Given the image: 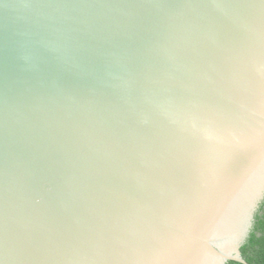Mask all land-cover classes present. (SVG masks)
<instances>
[{"label":"water","instance_id":"1","mask_svg":"<svg viewBox=\"0 0 264 264\" xmlns=\"http://www.w3.org/2000/svg\"><path fill=\"white\" fill-rule=\"evenodd\" d=\"M263 199L264 0H0V264H247Z\"/></svg>","mask_w":264,"mask_h":264},{"label":"trees","instance_id":"2","mask_svg":"<svg viewBox=\"0 0 264 264\" xmlns=\"http://www.w3.org/2000/svg\"><path fill=\"white\" fill-rule=\"evenodd\" d=\"M241 253L247 264H264V199L256 211L253 226L241 247ZM228 264L242 263L230 261Z\"/></svg>","mask_w":264,"mask_h":264},{"label":"snow or ice","instance_id":"3","mask_svg":"<svg viewBox=\"0 0 264 264\" xmlns=\"http://www.w3.org/2000/svg\"><path fill=\"white\" fill-rule=\"evenodd\" d=\"M221 132V127H207L202 130V136L205 140L215 139Z\"/></svg>","mask_w":264,"mask_h":264}]
</instances>
